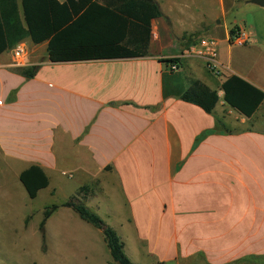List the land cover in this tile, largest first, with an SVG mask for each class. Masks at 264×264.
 <instances>
[{
	"label": "crops",
	"instance_id": "crops-1",
	"mask_svg": "<svg viewBox=\"0 0 264 264\" xmlns=\"http://www.w3.org/2000/svg\"><path fill=\"white\" fill-rule=\"evenodd\" d=\"M154 1L162 16L148 57L52 63L47 44L38 60L42 45L29 37L16 45L27 46L23 66H13L16 46L0 55L4 166L18 177L42 167L50 185L38 196L56 193L53 178L63 176L73 184L70 199L86 188L82 201L117 232L134 264H264V102L247 118L222 90L238 76L264 92V6ZM236 28L251 32L253 44H230ZM202 37L220 41L219 74L185 54ZM175 58L179 70L171 71L163 60ZM32 66L39 69L28 78ZM197 82L218 91L213 114L178 97ZM216 117L233 133L210 134L195 148ZM46 236L50 264H114L102 230L71 208L52 215Z\"/></svg>",
	"mask_w": 264,
	"mask_h": 264
},
{
	"label": "trees",
	"instance_id": "trees-1",
	"mask_svg": "<svg viewBox=\"0 0 264 264\" xmlns=\"http://www.w3.org/2000/svg\"><path fill=\"white\" fill-rule=\"evenodd\" d=\"M161 16L162 11L154 0H21L20 5L18 0H0V55L29 37L35 45L47 44L52 63L148 57L153 21ZM163 62L179 63V59ZM38 69L39 66H32L24 72L33 78ZM222 90L225 103L247 118H252L264 102V92L238 76L228 78ZM16 93H12L10 101ZM178 97L209 114H213L219 102L218 91L201 82ZM214 133L233 131L226 128L223 118L216 117V129L201 134L194 147ZM19 179L31 200L50 185L48 175L39 165L24 170ZM86 191L81 188L66 203L45 208L39 226L43 244L48 220L61 207L71 208L82 220L102 230L114 264H134L117 232L82 201Z\"/></svg>",
	"mask_w": 264,
	"mask_h": 264
},
{
	"label": "rangeland",
	"instance_id": "rangeland-1",
	"mask_svg": "<svg viewBox=\"0 0 264 264\" xmlns=\"http://www.w3.org/2000/svg\"><path fill=\"white\" fill-rule=\"evenodd\" d=\"M38 50L39 53L35 52L40 60L45 56V45ZM258 119L264 125V110L259 113ZM4 164L0 155V193L10 192L9 196H0V264H50L47 236L44 245L39 226L47 206L62 205L70 199L73 184L67 176H63L61 182L53 178V184H58V191L52 194L48 190L31 200L20 182L18 172L14 168L8 170ZM186 264L200 262L190 260Z\"/></svg>",
	"mask_w": 264,
	"mask_h": 264
},
{
	"label": "built area",
	"instance_id": "built-area-1",
	"mask_svg": "<svg viewBox=\"0 0 264 264\" xmlns=\"http://www.w3.org/2000/svg\"><path fill=\"white\" fill-rule=\"evenodd\" d=\"M230 44L239 47L249 46L253 44V34L245 28H236L234 34L230 36ZM27 46L19 44L13 51L14 61L13 66H23L24 57L27 55ZM185 54L202 58L206 62L207 69L214 73L219 74L221 71L220 63V41L214 37H202L194 44L190 45ZM178 59V58H176ZM171 71H178V63H169ZM223 92H221V96Z\"/></svg>",
	"mask_w": 264,
	"mask_h": 264
},
{
	"label": "water",
	"instance_id": "water-1",
	"mask_svg": "<svg viewBox=\"0 0 264 264\" xmlns=\"http://www.w3.org/2000/svg\"><path fill=\"white\" fill-rule=\"evenodd\" d=\"M253 3H256L260 6H264V0H252Z\"/></svg>",
	"mask_w": 264,
	"mask_h": 264
}]
</instances>
